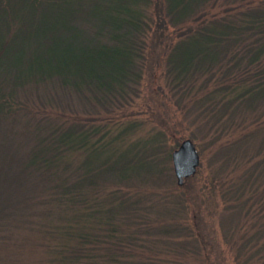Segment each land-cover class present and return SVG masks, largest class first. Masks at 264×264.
<instances>
[{
    "label": "trees",
    "instance_id": "trees-1",
    "mask_svg": "<svg viewBox=\"0 0 264 264\" xmlns=\"http://www.w3.org/2000/svg\"><path fill=\"white\" fill-rule=\"evenodd\" d=\"M218 1L0 0L1 238L10 242L6 231L25 229L29 221L22 226L19 223L30 217L31 206H44L50 197L58 215L63 194H72L73 202L75 197L93 201L77 190L85 181L91 185L99 179L130 183L140 176L138 171L148 162L143 144L138 149L131 147L132 152L121 151L107 165L108 160L98 165L102 153L111 151L107 142L99 145L104 151L90 149L103 138L100 136L92 146L87 136L91 133L77 132V107L81 104L94 111V106H99L108 112L115 101L121 106V100L141 79L144 38H153L155 29H164L166 20L178 30H192L191 34L185 32L186 40L177 42L168 53V74L177 80L179 76L194 78L197 73L208 72L205 85L214 77L216 80L213 95L243 87V93L224 102L220 110L232 115L235 110L252 111L255 102L264 97V0H238L231 3L232 7L221 9V15L213 13ZM60 94L68 95L69 100L58 101ZM46 96L47 105L42 102ZM233 103L236 106H231ZM55 104L60 109L56 113ZM44 106L49 107V114L39 118L36 109ZM25 118L30 124L36 122L28 127ZM84 147L91 154L74 165L73 154ZM126 164L133 166L127 170ZM152 167L149 163L145 171H155ZM89 170L93 174L85 176ZM73 178L75 182L69 185ZM24 185L51 194L32 202L20 191ZM130 206L131 202H125L126 208ZM50 213L48 209V216ZM105 219L110 224L109 216ZM116 231L113 226L107 234L88 233L72 225L61 227L57 231L61 245H56L60 262L98 264L96 259L107 249L100 244L114 240Z\"/></svg>",
    "mask_w": 264,
    "mask_h": 264
},
{
    "label": "rangeland",
    "instance_id": "rangeland-1",
    "mask_svg": "<svg viewBox=\"0 0 264 264\" xmlns=\"http://www.w3.org/2000/svg\"><path fill=\"white\" fill-rule=\"evenodd\" d=\"M237 1L219 0L213 13L221 15V9ZM148 6L143 8L152 10L153 5ZM155 31L153 38H144L141 79L121 100L122 105L115 101L106 112L99 106L91 111L79 104L76 115L80 119L77 132L91 133H86L91 145L103 138L90 149L104 151L99 145L107 142L111 151L102 153L98 165L108 160L107 165L121 151L132 152L131 147L138 149L143 144L148 162L138 171L140 176L130 183L99 179L91 185L85 181L77 190L93 201L75 197L73 202L72 194H63L59 215L52 197L44 206H31L30 217L19 223L29 221L25 229L7 230L10 242L0 237V264H62L56 252L62 241L57 231L66 225L88 233L107 234L112 226L117 229L114 240L100 244L107 249L96 259L98 264H264V97L252 111L235 110L232 115L220 110L224 102L243 93V87L213 95L216 80L205 85L208 72L175 80L166 70V58L177 42L186 40L184 33L192 30H178L166 20L164 29ZM65 94L58 101H68ZM46 100L47 96L42 102ZM45 106L36 109L39 118L49 114ZM53 106L55 113L60 111L57 104ZM25 120L28 127L36 122ZM98 128L103 130L95 136ZM185 139L192 141L199 165L194 175L178 185L171 153ZM90 154L85 147L76 150L74 165ZM149 163L155 171H145ZM132 166L126 164L127 170ZM73 182L74 178L67 183ZM20 191L32 202L51 194L26 185ZM125 202L132 206L126 208ZM3 242L12 246L3 247Z\"/></svg>",
    "mask_w": 264,
    "mask_h": 264
},
{
    "label": "water",
    "instance_id": "water-1",
    "mask_svg": "<svg viewBox=\"0 0 264 264\" xmlns=\"http://www.w3.org/2000/svg\"><path fill=\"white\" fill-rule=\"evenodd\" d=\"M171 160L178 185H181L185 178L194 175L199 165L198 153L190 139L183 140L172 151Z\"/></svg>",
    "mask_w": 264,
    "mask_h": 264
}]
</instances>
